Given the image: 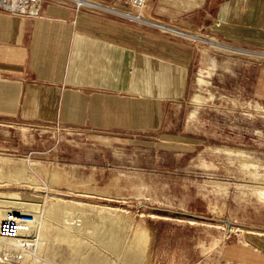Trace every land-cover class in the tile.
Instances as JSON below:
<instances>
[{
    "label": "rangeland",
    "instance_id": "rangeland-1",
    "mask_svg": "<svg viewBox=\"0 0 264 264\" xmlns=\"http://www.w3.org/2000/svg\"><path fill=\"white\" fill-rule=\"evenodd\" d=\"M158 22L198 38L148 27L194 48L175 127L0 114V224L22 214L34 224L0 239V264H264L261 34L228 40ZM157 80L155 104L140 103L155 119Z\"/></svg>",
    "mask_w": 264,
    "mask_h": 264
},
{
    "label": "crops",
    "instance_id": "crops-1",
    "mask_svg": "<svg viewBox=\"0 0 264 264\" xmlns=\"http://www.w3.org/2000/svg\"><path fill=\"white\" fill-rule=\"evenodd\" d=\"M148 9L156 22L238 41L259 32L255 39L264 42V0H148ZM41 10L38 18L0 11L2 116L105 129L137 130L141 121L176 126L172 115L182 111L193 63L190 42L63 1L45 0ZM157 78L155 119L156 111L141 115L140 103L155 104Z\"/></svg>",
    "mask_w": 264,
    "mask_h": 264
},
{
    "label": "built area",
    "instance_id": "built-area-1",
    "mask_svg": "<svg viewBox=\"0 0 264 264\" xmlns=\"http://www.w3.org/2000/svg\"><path fill=\"white\" fill-rule=\"evenodd\" d=\"M44 0H0V11L23 18H38L42 13ZM71 2V3H70ZM75 11L88 10L113 16L123 22L141 27H153L147 0H124V7L104 5L98 0H69ZM155 27V26H154ZM33 217L22 214L16 220H4L0 224V239L18 240L22 233L33 228Z\"/></svg>",
    "mask_w": 264,
    "mask_h": 264
},
{
    "label": "bare ground",
    "instance_id": "bare-ground-1",
    "mask_svg": "<svg viewBox=\"0 0 264 264\" xmlns=\"http://www.w3.org/2000/svg\"><path fill=\"white\" fill-rule=\"evenodd\" d=\"M152 23V25H154L155 27H157V28H159V29H161V30H163V31H165V32H170L171 31V33H173V34H175V35H179V36H184V37H187V38H190V39H198V38H196L195 36H193V35H191V34H188V33H182V32H179V31H176V30H174V29H169L170 27H168L167 25H163V24H161V23H158V22H156V20L154 21H152L151 22ZM165 28H168V30H170V31H168V30H166ZM209 43V42H208ZM215 44V43H214ZM4 240V239H3ZM8 241H14V240H8Z\"/></svg>",
    "mask_w": 264,
    "mask_h": 264
}]
</instances>
